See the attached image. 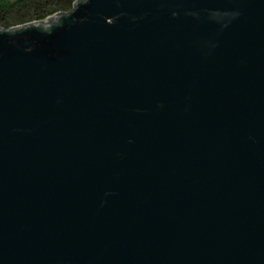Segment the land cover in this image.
<instances>
[{
    "label": "water",
    "instance_id": "1",
    "mask_svg": "<svg viewBox=\"0 0 264 264\" xmlns=\"http://www.w3.org/2000/svg\"><path fill=\"white\" fill-rule=\"evenodd\" d=\"M0 264H264V0L0 29Z\"/></svg>",
    "mask_w": 264,
    "mask_h": 264
},
{
    "label": "trees",
    "instance_id": "2",
    "mask_svg": "<svg viewBox=\"0 0 264 264\" xmlns=\"http://www.w3.org/2000/svg\"><path fill=\"white\" fill-rule=\"evenodd\" d=\"M78 0H0V29L45 21L68 12Z\"/></svg>",
    "mask_w": 264,
    "mask_h": 264
}]
</instances>
